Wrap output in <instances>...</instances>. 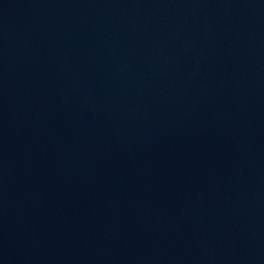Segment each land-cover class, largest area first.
<instances>
[{"label": "water", "instance_id": "obj_1", "mask_svg": "<svg viewBox=\"0 0 264 264\" xmlns=\"http://www.w3.org/2000/svg\"><path fill=\"white\" fill-rule=\"evenodd\" d=\"M0 264H264V0H0Z\"/></svg>", "mask_w": 264, "mask_h": 264}]
</instances>
